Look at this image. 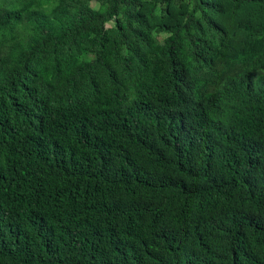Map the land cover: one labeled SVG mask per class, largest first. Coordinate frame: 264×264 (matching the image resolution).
<instances>
[{
    "label": "trees",
    "instance_id": "obj_1",
    "mask_svg": "<svg viewBox=\"0 0 264 264\" xmlns=\"http://www.w3.org/2000/svg\"><path fill=\"white\" fill-rule=\"evenodd\" d=\"M0 264H264V0H0Z\"/></svg>",
    "mask_w": 264,
    "mask_h": 264
}]
</instances>
